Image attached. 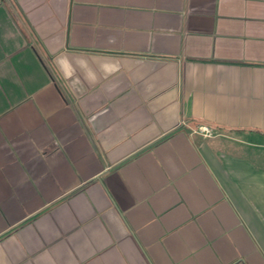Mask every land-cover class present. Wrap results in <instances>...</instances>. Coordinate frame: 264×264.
Segmentation results:
<instances>
[{"label":"crops","instance_id":"1","mask_svg":"<svg viewBox=\"0 0 264 264\" xmlns=\"http://www.w3.org/2000/svg\"><path fill=\"white\" fill-rule=\"evenodd\" d=\"M0 264H264V0H0Z\"/></svg>","mask_w":264,"mask_h":264},{"label":"built area","instance_id":"2","mask_svg":"<svg viewBox=\"0 0 264 264\" xmlns=\"http://www.w3.org/2000/svg\"><path fill=\"white\" fill-rule=\"evenodd\" d=\"M198 133L202 134L205 137L213 136V132L208 127H200Z\"/></svg>","mask_w":264,"mask_h":264}]
</instances>
